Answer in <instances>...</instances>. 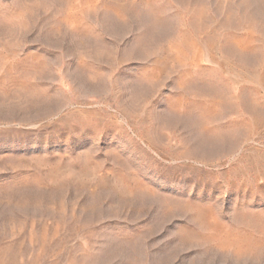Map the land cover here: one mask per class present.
Listing matches in <instances>:
<instances>
[{"label":"rangeland","instance_id":"1","mask_svg":"<svg viewBox=\"0 0 264 264\" xmlns=\"http://www.w3.org/2000/svg\"><path fill=\"white\" fill-rule=\"evenodd\" d=\"M0 264H264V0H0Z\"/></svg>","mask_w":264,"mask_h":264},{"label":"bare ground","instance_id":"2","mask_svg":"<svg viewBox=\"0 0 264 264\" xmlns=\"http://www.w3.org/2000/svg\"><path fill=\"white\" fill-rule=\"evenodd\" d=\"M4 96H6V95L4 94Z\"/></svg>","mask_w":264,"mask_h":264}]
</instances>
